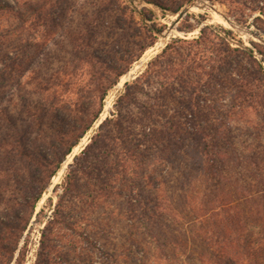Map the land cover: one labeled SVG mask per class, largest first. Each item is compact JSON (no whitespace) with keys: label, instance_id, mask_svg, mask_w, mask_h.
Segmentation results:
<instances>
[{"label":"rangeland","instance_id":"obj_1","mask_svg":"<svg viewBox=\"0 0 264 264\" xmlns=\"http://www.w3.org/2000/svg\"><path fill=\"white\" fill-rule=\"evenodd\" d=\"M204 1L214 13L188 10L168 32L176 14L144 0H0V61L13 64L0 80V222L13 225L18 217L21 228L9 264H206L186 231L189 240L178 238L187 248L159 255L139 220L142 197L151 201L157 189L167 195L186 190L179 188L188 171L184 155L171 163L172 153L161 148L162 135L171 131L181 139L197 124L214 137L212 125H228L224 135L238 151L254 153L264 170V108L232 107L234 72L206 75L216 66L218 36L224 37L239 50L232 68L260 78L250 80L264 99V0ZM187 4L196 6V0ZM167 43L176 51L167 53L168 61L155 60ZM182 61L204 71L192 89L182 81L188 73L179 68ZM128 62L99 101L113 68ZM258 65L263 72L253 71ZM90 120L32 205L27 192L42 186L41 175L53 165L47 160L60 156V139L72 141ZM15 136L44 167L13 156L7 143ZM182 212V225L190 228V212ZM248 242L250 257L264 264V232L255 229Z\"/></svg>","mask_w":264,"mask_h":264},{"label":"trees","instance_id":"obj_2","mask_svg":"<svg viewBox=\"0 0 264 264\" xmlns=\"http://www.w3.org/2000/svg\"><path fill=\"white\" fill-rule=\"evenodd\" d=\"M144 1L159 7L163 14L167 12L169 14H176L183 4L189 0ZM124 5L126 6L125 8L129 7L127 4ZM141 10L146 13L144 8H141ZM183 31L188 32L190 30ZM202 33L203 29L200 30V36L193 41L198 43L200 37L202 38ZM218 38L221 39V42L219 48L215 50L217 57L213 60L216 62V66H210V70H208L206 75L212 78L213 76L215 77V72H234L237 76L236 87L238 95L232 107L237 108L238 111L246 106L254 108V105L264 108L263 96L251 81H259L260 78L252 76L251 71L247 74H242L240 71L232 68V57L239 50L238 48L230 47L224 37L218 36ZM178 41L183 40L180 38L172 40L173 43ZM170 51L176 50L172 43H167L161 53L155 57V60L162 58V60L168 61L167 53ZM243 52L249 57V63L254 65L256 61L250 58L249 52L245 49H243ZM182 63V66L179 67L181 70L188 68L187 76L182 81L186 80L185 84L192 89L194 81L197 78L200 79L198 76L204 74V71L201 69L197 73V70L193 68L194 66L188 65L186 68L185 61H182ZM0 64V80H2L6 72H11L13 64L5 61H0ZM129 65L130 62L126 63L122 69L113 68L115 71L114 77L110 80L107 79L108 84L100 93L99 101L104 98L106 91L117 82L118 78L125 73ZM197 67L200 69V65H197ZM164 70L167 72L171 71L168 63ZM259 70L263 72L262 67L259 65L257 69H253L254 72H259ZM190 72L196 75L192 80ZM38 87V89H41L40 86ZM190 88L186 89L190 90ZM192 92L193 90H190V93ZM51 93L55 94L56 90H53ZM189 107V114L195 115L192 106L190 105ZM66 110L69 111V109ZM231 114L232 112L227 110L226 116H230ZM95 115H93L92 119ZM4 120H7V118L5 117ZM91 121L85 122L81 131L74 136L72 141L68 142L67 140L60 139V156L58 155L55 158L47 160L50 165H53L50 170H46L41 175L43 180L42 186L32 188V190L27 192L29 196H26L25 199L29 200L32 205L33 202L39 199L45 184L54 175L63 157L76 144L79 136L87 131ZM226 126V129L223 130L221 126L212 125L209 129L216 133L214 137L206 133V128L197 124H192L186 131L184 130V135L181 139L176 138V134L172 133V131L166 135H162L164 148H161L170 150L173 155L171 163L178 160V156L180 158L184 155V165L188 171L181 174L180 179L183 181H179V188L184 189L186 187L185 192L178 194L173 192L167 195L164 191L162 192V190L157 189V193L152 197L151 201L144 202L145 198H141L143 204L139 220L142 229H144V232L151 239L159 255L166 256L165 252L167 250L176 254L179 251L181 252L180 249L187 248L186 242L183 244V240L178 238V236L186 238L185 233H181V231H186L190 233V239L199 248L197 259L200 262H206V264H262L255 256L250 257L249 250H252L250 249L252 247L248 239L253 236L255 229L264 232V170L256 164V158L253 156L254 153L247 154L238 151L235 140L232 139L233 137L228 134L224 135L225 131L227 133L230 132V127ZM176 128L177 126L175 125H169V129L173 131H176ZM71 131L66 133H72ZM153 142L157 143V148H159L158 144H160V141L153 140ZM22 143V139H17L15 136L7 143V147H9L14 157L18 156L20 160L24 158L23 161L27 160V164L31 166L44 167L45 163H40L35 157L28 155L24 151ZM262 155L263 153H260V156ZM252 165H254V172L250 169ZM11 169L13 172H16L19 168L16 165L14 167L12 163ZM2 173L0 170V176L5 175V173ZM16 173L15 175H18ZM38 181H41V177L38 178ZM185 208L189 210L193 223L190 225V228L186 227V229L182 225L184 217L182 209L185 210ZM14 220L15 223L13 225L8 224L6 220L0 222V264H9L19 239L21 228H19L18 222L20 219L17 217ZM258 244L260 242L255 243V245ZM261 245L263 246V244Z\"/></svg>","mask_w":264,"mask_h":264},{"label":"bare ground","instance_id":"obj_3","mask_svg":"<svg viewBox=\"0 0 264 264\" xmlns=\"http://www.w3.org/2000/svg\"><path fill=\"white\" fill-rule=\"evenodd\" d=\"M189 10H194V11H199V10H209L211 13L215 12V7L214 9L209 5L208 2L204 1V0H196V6H191L190 8H188ZM217 13V12H216ZM222 18V17H221ZM226 20V19H225ZM227 23H229L226 20ZM232 24V23H229ZM235 26V25H234ZM236 28H239L237 26H235Z\"/></svg>","mask_w":264,"mask_h":264},{"label":"water","instance_id":"obj_4","mask_svg":"<svg viewBox=\"0 0 264 264\" xmlns=\"http://www.w3.org/2000/svg\"><path fill=\"white\" fill-rule=\"evenodd\" d=\"M191 4H187V5H185V6H183L181 9H179V11H177L176 12V17H175V20H174V22L171 24V26H169V28H168V32H170L171 31V29L173 28V26L186 14V12L189 10L188 8H189V6H190ZM135 10H137V8L136 7H133ZM137 12H138V14L139 15H141V13H140V11H138L137 10Z\"/></svg>","mask_w":264,"mask_h":264}]
</instances>
